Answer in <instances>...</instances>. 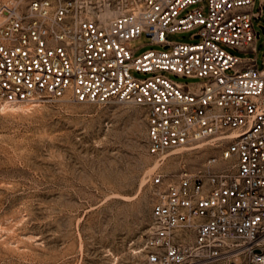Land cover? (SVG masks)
I'll list each match as a JSON object with an SVG mask.
<instances>
[{
  "label": "built area",
  "instance_id": "built-area-1",
  "mask_svg": "<svg viewBox=\"0 0 264 264\" xmlns=\"http://www.w3.org/2000/svg\"><path fill=\"white\" fill-rule=\"evenodd\" d=\"M254 3L0 1V104L66 94L131 103L143 110L146 151L156 161L173 149L218 150L195 171L149 176L145 264H264V65L227 49L255 53L253 21L264 0L255 12ZM184 31L197 40L166 38ZM142 34L164 48L136 54L128 42Z\"/></svg>",
  "mask_w": 264,
  "mask_h": 264
},
{
  "label": "rangeland",
  "instance_id": "rangeland-1",
  "mask_svg": "<svg viewBox=\"0 0 264 264\" xmlns=\"http://www.w3.org/2000/svg\"><path fill=\"white\" fill-rule=\"evenodd\" d=\"M253 25L255 31L264 27V3ZM190 35L171 32L166 38L197 40ZM147 42L142 34L128 45L136 54L164 48ZM227 49L264 65L262 32L255 53ZM13 105L0 104V264H145L139 249L154 200L149 176L195 171L218 152L173 149L156 161L146 151L143 110L131 103L75 102L66 94Z\"/></svg>",
  "mask_w": 264,
  "mask_h": 264
},
{
  "label": "water",
  "instance_id": "water-1",
  "mask_svg": "<svg viewBox=\"0 0 264 264\" xmlns=\"http://www.w3.org/2000/svg\"><path fill=\"white\" fill-rule=\"evenodd\" d=\"M260 32L264 33V27H260V30L256 32V37H259Z\"/></svg>",
  "mask_w": 264,
  "mask_h": 264
},
{
  "label": "bare ground",
  "instance_id": "bare-ground-1",
  "mask_svg": "<svg viewBox=\"0 0 264 264\" xmlns=\"http://www.w3.org/2000/svg\"><path fill=\"white\" fill-rule=\"evenodd\" d=\"M8 105H9V106H15V105H13V104H12V105L8 104ZM8 105H7V106H8ZM16 105L19 106L18 104H16ZM0 108H1V107H0ZM4 108H5V107H4Z\"/></svg>",
  "mask_w": 264,
  "mask_h": 264
}]
</instances>
